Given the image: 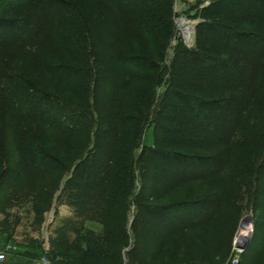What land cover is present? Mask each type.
I'll return each instance as SVG.
<instances>
[{"label": "rangeland", "instance_id": "1", "mask_svg": "<svg viewBox=\"0 0 264 264\" xmlns=\"http://www.w3.org/2000/svg\"><path fill=\"white\" fill-rule=\"evenodd\" d=\"M67 1L80 7L85 16V22L89 23V45L91 47L83 48L82 53L77 56L80 58L78 62L72 60L73 58L66 57L67 55L64 53L59 54L50 63L56 66L71 67L70 69L84 67V64L88 63L87 84L83 85L82 73H79L76 79H68V83L65 78L66 73L55 72L54 75L59 78L57 79L45 70L43 60L48 61V58H53V54L60 50L59 46L56 47L59 50L54 49L55 44L52 42H55L53 40L56 36L49 33H57L59 30L58 33L61 34L66 31L64 28L46 30L48 32L41 33V36L43 34V37L49 41L46 42V46H42L40 55L34 54L30 58L28 55L20 56L18 55L20 52H16L18 54L14 55L12 59V68L9 67L7 71H9L8 73H23L47 94L65 100L71 106L94 110L95 114L86 126L75 132L71 129L69 136H59L36 121L47 119L48 122L58 127L70 125L71 123L66 122L63 117H60L59 121L53 119V116L61 110H50L49 106L39 103L36 105L42 106L41 109L36 106H31L28 109L21 105L18 110L11 106L13 104L9 98L0 97V105H2L0 107V233L18 236L37 235L44 243L42 255L50 256L51 264H79L76 250L79 247H84L85 237L103 240V250L106 255L104 264H125L126 262L130 264H235L236 260L237 264H264V168L260 178L257 179L258 182L256 181L257 185L252 182L253 175H250L249 178L240 176L228 185L207 182L196 184L194 187L187 184L164 196V189L170 179L176 176L174 174L178 175L179 172L182 175L188 174L189 170L185 169L186 167L185 170L183 168L176 170V167L172 166L169 168L159 167L160 159L153 157L152 161L149 160V171L145 178L142 179L140 176L143 182L141 191L137 180L139 171H132V184L128 182V179H125L126 176L123 183L122 168L124 164L131 159V154L135 158V155L141 151V144L138 146L140 120L142 121L144 115L151 120L153 111L168 85L171 63L178 45H183L188 49L193 47L196 27L204 21L202 13L216 0H170L172 36L168 38V43H166L168 35L165 34L167 28L163 24L167 17L164 6L158 11L159 22L151 24L155 27L149 28L150 32H148V24L140 29V25L132 24L133 20L123 22L121 24L122 41L117 46L115 41L119 33V15L114 13V10L106 2L103 0ZM230 2L232 1L221 0L216 10L223 12L231 10L236 15L251 13L248 3L234 2L235 8L231 7V9L230 5L228 7ZM149 3L150 0H138V2L132 0L126 4V7L134 8L135 4H139L144 10H148ZM39 8L41 9V7ZM17 9L13 11L14 13L0 12V16L25 17L31 19L32 22L36 21V24L43 20V13L37 7L25 4V7ZM132 17L134 16L131 15L128 19H132ZM57 18L68 22L63 12H60ZM239 28L250 30L255 29L256 25L243 23V25H239ZM77 29L79 27H76L75 33L70 31L65 34L76 35L79 32ZM176 31L178 33L174 37ZM1 32L2 30H0ZM205 36L207 40L209 34L205 33ZM29 42L32 43L33 40L31 39ZM221 43L219 42V44ZM223 43L228 44L229 42ZM161 45L162 47H160ZM89 48H91L90 54ZM4 53L5 51H0V58ZM10 54L11 52L8 55ZM71 54L74 55L72 52ZM115 54L152 59V62H156L161 68H164L161 83L155 86L154 79L157 77V72L151 71L144 73L148 76L145 79L147 81L144 80L145 82L130 86L122 92L119 91L122 82L114 73L117 69ZM19 58H21V63L15 65ZM118 73L120 74L122 71ZM229 75H231L230 81L235 84L238 79L243 77V68ZM148 79L153 80L148 81ZM227 79L229 81V78ZM186 81H188L186 75L176 78V82L186 83ZM21 86L18 87V91H22L23 87L21 88ZM82 87L84 88L81 89ZM74 91L78 94L76 95ZM93 94H95L94 97ZM215 97L225 96L218 94L210 99ZM169 98L173 100L172 97L169 96ZM237 103L240 104V101ZM185 105L192 109L191 105L194 104L186 103ZM29 113L33 115L32 119L36 120L25 121V117H21V115L27 116ZM186 113L190 118L192 114H195L190 110ZM220 114L223 116L225 114L227 117L233 114V110L226 108ZM120 116H130L133 119L130 118L125 123L126 125L123 126L118 136L120 141L115 143L116 134L113 133V128L119 124L118 117ZM29 142L41 147L45 155L50 157L49 159H56L60 162V166L51 168L49 167L50 162L46 164L42 159L28 156L27 152L24 153L22 146ZM95 142L97 147L95 151L90 152ZM116 147L117 155L123 157L119 162V173L112 177L116 193L112 195V201L109 202V213L105 215V218H99L98 215L89 214L92 208L90 204L84 208L80 207L84 205L83 201H88V196L82 190L80 197L79 194H76L73 185L81 184L82 187L84 186L85 192L89 187L103 191L105 183L100 181V177L107 169L105 161L112 154L111 152L114 153L111 150ZM197 152L203 153L201 151L193 153ZM243 153L239 154L234 151V156L240 155L247 163H250V166L255 167L261 160V151L258 156L254 155L251 159V152ZM134 158L132 159L133 168L135 163L137 164L136 158ZM93 163L92 170L87 169L86 165ZM76 165H82V168H79L76 177L73 176L70 186L64 190L65 182L74 173ZM99 170L98 177L96 173ZM46 171L50 172L45 173ZM254 189H256V193L253 192ZM217 190L229 194V199L221 207L217 218L214 217L209 226L184 231L179 236L168 238L164 233L167 227V223L164 225V222L167 219L157 212L151 216L146 213L148 205L161 206L184 199H196L199 196L212 195ZM138 193L140 198L137 196ZM83 195L86 197L85 200H82ZM72 201L80 203L79 209H83L87 215L83 212L84 215L79 217V220L73 219L76 210L70 205ZM135 215L138 220L135 227L131 229L132 219ZM249 216L251 217L250 223H245V218ZM203 217L205 216L202 215L199 221L203 220ZM68 218L78 222L77 232H74L75 229L70 227L68 229L71 234L69 247L61 243L58 246L54 243V239H61L62 230L60 229ZM182 222L184 227L189 224L187 220ZM59 230L61 233H58ZM248 234L249 239L245 248L238 249L236 246L239 245V236L246 237ZM130 248L133 249L129 254L131 262L124 254ZM65 250H69L66 257L62 256Z\"/></svg>", "mask_w": 264, "mask_h": 264}, {"label": "trees", "instance_id": "2", "mask_svg": "<svg viewBox=\"0 0 264 264\" xmlns=\"http://www.w3.org/2000/svg\"><path fill=\"white\" fill-rule=\"evenodd\" d=\"M103 1L114 10V13L119 15V33L115 41L116 46L122 41L121 24L123 22L133 20L131 21L132 24L135 26L140 25V29L148 24V32H150L149 28L155 27L151 24L159 22L158 11L164 6L167 17L163 24L167 28L165 33L168 35L166 43L169 42L168 38L172 36V7L170 0H150L148 10H144L139 4H135L134 8L131 6L128 9L126 4L132 0ZM231 1L228 3V7L230 5L229 8H235L234 2L242 1L249 4L248 9H250L251 13L249 15H236L231 10L226 12L216 10L221 0H216L212 6L203 11L202 18L204 21L196 27V38L193 47L188 49L183 45H178L176 49L171 63L168 85L153 111L151 120L147 119L145 115L142 121L140 120L138 146L141 144V151L138 155H135L137 164L135 163L134 168L132 167V159L134 158L132 154L131 159L124 164L122 168L123 183L125 179H128V182L132 184V171H139L137 180L141 191L143 182L140 176L142 179L145 178L147 171H149V160L152 161L153 157H157L161 162V164H158L159 167L164 168L165 166L169 168L172 166L173 168L176 167V170L186 167L185 169L189 170L188 174L182 175L179 171L180 175L174 174L176 176L170 179L164 189V196L187 184H191L194 187L196 184L207 182L225 183V185H228L240 176L249 178L250 175H253L254 179L252 182L257 185L256 181L260 178L259 176L264 168V100H262L264 98V0ZM25 4L34 8L37 7L43 13V20L36 24V21L32 22L31 19L25 17L0 16V30H2L0 33V51H5L3 57L0 58V93H3L0 94V97L9 98V101L13 104L11 106L18 110L21 105L26 106L28 109L31 106L41 109L42 106L40 105H43L49 106L50 110H61V112L58 111L59 114L57 112L53 116V119L59 121V118L63 117L66 122H70L72 125L68 124L58 127L48 122L47 119H41L42 121L36 122L49 131L56 132L59 136H69L71 129L75 132L92 120L91 118L95 114L94 110L71 106L67 101L42 91L23 73H8L9 71L7 70L9 67L10 69L12 68V59L14 55L18 54L16 52H20L18 54L20 56L28 55L30 58L34 54L36 56L40 55L42 46H46V42L49 41L46 37H43V34L41 36V33L48 32L46 30H61L64 28V30L66 29V31H63L64 34L63 32L59 34V30L57 31L58 34L55 32L49 33L52 36H56L55 40H53L55 42H52V44H55V47L53 46L54 49H60L61 51L55 52L53 58H48V61L43 60V64L46 67L45 70L57 79L59 78L54 75L55 72L66 73L67 76L65 78L68 83L70 79H76L79 73H82V82L85 86L87 84L86 78H88L86 73L88 71V63L84 64V67L70 69L71 67L56 66L50 62L59 54L64 53L67 55L66 57L73 58L72 60L78 62L80 59L77 57L78 54L82 53L85 46H90L89 23L85 22L86 19L81 8L67 0H0V12L14 13L15 9L18 10L17 8L25 7ZM60 12L66 15L68 22L57 18ZM131 15L134 17L128 19ZM243 23L256 25V28L250 30L240 29L239 25H243ZM76 27H79L77 29L79 32L76 35L68 36L67 33L65 34V32L70 31L75 33ZM205 33L209 34L207 40L205 39ZM31 39L33 40L32 43L29 42ZM219 42L222 43L219 44ZM223 42L229 43L224 44ZM57 46H59V49L56 48ZM70 51L76 56L72 55ZM9 52H11L10 55H8ZM90 53L91 48H89ZM114 59L117 61V69L114 73L117 74L122 82L119 88L121 92L130 86L147 81L145 79L148 76L144 75L146 72H157L156 79L153 78L155 86L162 81L164 68H161L156 62H152V59L122 54H115ZM20 63L21 58L16 60L15 65ZM242 68L243 77L234 84L230 81L231 75L229 74ZM120 71L123 73H120L122 74L121 76L118 73ZM180 75H186L188 81L186 83L176 82V78ZM227 78H229V81ZM153 79H148V81ZM20 86L21 88L23 87L22 91H18ZM75 93L76 95L78 94L77 92ZM218 94H223L225 97L210 99ZM94 96L95 94H93ZM169 96L175 101L171 100ZM76 98L78 97L76 96ZM243 99L245 101H241ZM238 101H240V104L237 103ZM38 103L40 105H36ZM186 103L194 104L191 105L193 111L187 108ZM226 108L232 109L233 114L227 117L225 114L224 116L221 115L220 113L224 112ZM187 109L195 113L192 114L191 118L186 115ZM22 116L25 117V121H34L33 119H35H32L33 115L30 113L27 116H24V114ZM118 118L119 124H116L113 128V133L116 134L115 143L120 141L119 133L123 126L126 125L125 123L132 117L120 116ZM93 145L90 152L95 151L97 147L96 142ZM22 147L23 152H27L28 156L38 157L46 164L50 162L49 167L51 168L60 166V162L54 158L49 159L50 157L45 155L38 145L29 142L24 143ZM115 149L117 150V147L111 150L114 153L111 152L112 154L105 161L107 169L100 177V181L105 183V190L103 189L102 191L101 189L98 191L89 187L88 191L86 190L87 192H85L84 186L82 187L81 184L73 185L76 189V194H79L80 197L83 191L88 196V201H83L84 205L80 207L84 208V206L90 204L92 208L89 214L98 215L99 218H105V215L109 213V202L112 201V195L116 193L112 177L119 173L118 169L120 167L118 166L123 157L117 155ZM195 151L203 153H193ZM234 151L239 154L251 152L250 159L254 155L258 156L261 151V160L255 167L250 166V163H247L240 155L234 156ZM139 164L140 166H138ZM93 165L94 163L86 165L87 169L92 170ZM81 166L76 165L74 173L65 182L64 190L70 186L73 176L74 178L76 177L75 175L79 168H82ZM160 171L162 172V170ZM47 172L50 171L45 173ZM96 175L99 177L100 170ZM125 176L126 178L124 179ZM253 192L256 193V189ZM137 196L140 198L139 193ZM138 197L137 199H139ZM85 199L86 197L83 195L82 200ZM227 199H229L227 192L224 193L217 190L212 195L199 196L196 199H184L161 206L148 205L146 213L151 216L154 212H157V214L167 219L164 222V225L167 223L164 233L170 238L179 236L184 231L209 226L213 222V218H217V214H219ZM70 205L76 210L73 219L79 220V217L86 214L83 209H79L80 203L72 201ZM202 215L205 217L199 221ZM73 219L68 218L65 221V225L60 229L62 230L61 239H54L56 245L58 244L59 246L61 243L69 247L71 234L68 229L72 227L71 229H75L74 232H77L78 222L73 221ZM137 220V215H135L132 219L131 229L135 227ZM186 220L189 224L184 227L182 221ZM102 242L103 240L99 238L93 240L91 237H85L84 247H79L76 250L78 263L104 264L106 255ZM132 250L130 248L125 251L124 254L127 258H129ZM68 252L69 250H65L62 256L66 257Z\"/></svg>", "mask_w": 264, "mask_h": 264}, {"label": "crops", "instance_id": "3", "mask_svg": "<svg viewBox=\"0 0 264 264\" xmlns=\"http://www.w3.org/2000/svg\"><path fill=\"white\" fill-rule=\"evenodd\" d=\"M7 234L0 233V251L5 254L0 264H29L42 256L44 243L37 235Z\"/></svg>", "mask_w": 264, "mask_h": 264}, {"label": "built area", "instance_id": "4", "mask_svg": "<svg viewBox=\"0 0 264 264\" xmlns=\"http://www.w3.org/2000/svg\"><path fill=\"white\" fill-rule=\"evenodd\" d=\"M242 243V242H241ZM239 242V244H241ZM5 259V254L3 252H0V263ZM29 264H51V258L48 255H42L38 259H35ZM235 264H237V260L235 261Z\"/></svg>", "mask_w": 264, "mask_h": 264}, {"label": "water", "instance_id": "5", "mask_svg": "<svg viewBox=\"0 0 264 264\" xmlns=\"http://www.w3.org/2000/svg\"><path fill=\"white\" fill-rule=\"evenodd\" d=\"M177 33H178V31H176L174 37H176V34H177ZM250 220H251V217L249 216V217H246V218H245L244 222H245V223H250ZM246 236H247V235H246ZM248 239H249V234H248V236L246 237L244 243H241V244L237 245L236 247H237L238 249H244V248H245V244H246V242L248 241ZM125 264H130V263H129V262H126Z\"/></svg>", "mask_w": 264, "mask_h": 264}, {"label": "bare ground", "instance_id": "6", "mask_svg": "<svg viewBox=\"0 0 264 264\" xmlns=\"http://www.w3.org/2000/svg\"><path fill=\"white\" fill-rule=\"evenodd\" d=\"M247 237V236H246ZM246 237L244 236V235H240L239 236V242L241 243V242H244L245 241V239H246Z\"/></svg>", "mask_w": 264, "mask_h": 264}]
</instances>
